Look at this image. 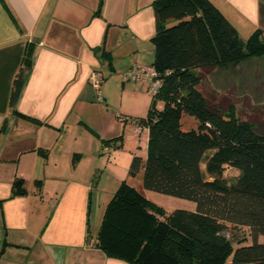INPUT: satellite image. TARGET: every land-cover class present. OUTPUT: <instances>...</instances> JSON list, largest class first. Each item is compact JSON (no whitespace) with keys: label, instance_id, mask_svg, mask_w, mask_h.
<instances>
[{"label":"crops","instance_id":"obj_1","mask_svg":"<svg viewBox=\"0 0 264 264\" xmlns=\"http://www.w3.org/2000/svg\"><path fill=\"white\" fill-rule=\"evenodd\" d=\"M154 1L0 0V264H132L108 256L95 237L148 138L147 128L139 133L117 116L148 110L147 81L122 74L154 60ZM210 1L244 39L264 30V0ZM93 72L102 77L97 89ZM112 139L120 145L108 158L103 143ZM117 148L126 151L121 165L100 184ZM16 177L25 192L14 191Z\"/></svg>","mask_w":264,"mask_h":264},{"label":"trees","instance_id":"obj_2","mask_svg":"<svg viewBox=\"0 0 264 264\" xmlns=\"http://www.w3.org/2000/svg\"><path fill=\"white\" fill-rule=\"evenodd\" d=\"M153 10L151 66L160 86L148 90L144 116H117L148 129L147 154L133 155L128 178L106 203L95 244L132 264H264V132L239 118L224 120L225 109L202 85L211 68L264 54V30L242 38L210 0H155ZM25 76L21 66L11 107ZM183 114L199 121L197 129L182 128ZM111 144L120 143H103ZM229 167L238 170L231 180L224 176ZM138 174L143 189L191 200L194 209L166 213L127 182ZM13 188L25 192L24 180L16 177Z\"/></svg>","mask_w":264,"mask_h":264},{"label":"rangeland","instance_id":"obj_3","mask_svg":"<svg viewBox=\"0 0 264 264\" xmlns=\"http://www.w3.org/2000/svg\"><path fill=\"white\" fill-rule=\"evenodd\" d=\"M202 85L204 88L209 87L213 91L211 95V97L214 95L212 101L215 104L219 103L225 109L223 112L224 120L231 121L234 118H239L255 126L257 131L264 132V54L247 57L236 64L211 68L204 75ZM162 104V101L158 100L156 102L157 108H161ZM130 125L134 130L132 123ZM198 125L199 121L193 115L183 114L181 116V126L184 130L197 129ZM128 129H130L132 134H136L129 126ZM145 133L141 136L142 146L139 149V154L144 157L147 154L148 145V138ZM130 145L131 142L127 140L124 149L129 148ZM114 147L116 148L117 146L112 144L109 146V152L108 154L106 153L108 158ZM114 151L116 153L115 158L108 164L100 184H106L107 178L111 177V174L117 171L116 169L121 165L119 156L121 153H126L125 150L120 149L117 154L118 148L114 149ZM204 166L203 163V172L207 177H210L211 174L206 172ZM237 174L238 170L234 167H229L224 172V176L228 180L235 178ZM97 178L98 176H96ZM127 182L138 190L144 191L145 196L163 208L166 213H170L175 209L193 210L195 207L194 202L191 200L143 189L141 174H138L134 178H129ZM108 201L109 199L106 202ZM90 222L91 230L94 231L97 226L95 217ZM235 232L237 233L238 230Z\"/></svg>","mask_w":264,"mask_h":264},{"label":"built area","instance_id":"obj_4","mask_svg":"<svg viewBox=\"0 0 264 264\" xmlns=\"http://www.w3.org/2000/svg\"><path fill=\"white\" fill-rule=\"evenodd\" d=\"M156 71L154 67L151 65H142L139 67H134L122 74L123 80L129 79L130 77H134L136 80L142 81L146 80L148 83V90L151 93H154L157 91L158 87L160 86V80L155 78ZM101 75L98 72H93L90 76V82L91 85L97 89L101 85ZM118 119L124 123H132L134 125V128L137 132L141 133L144 130V127L137 125L134 122L133 118L130 117H123L120 116ZM103 151H107V147L103 148Z\"/></svg>","mask_w":264,"mask_h":264}]
</instances>
